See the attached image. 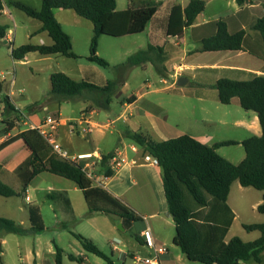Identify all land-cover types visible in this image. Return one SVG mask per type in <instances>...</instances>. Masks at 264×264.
I'll list each match as a JSON object with an SVG mask.
<instances>
[{
	"label": "trees",
	"instance_id": "16d2710c",
	"mask_svg": "<svg viewBox=\"0 0 264 264\" xmlns=\"http://www.w3.org/2000/svg\"><path fill=\"white\" fill-rule=\"evenodd\" d=\"M234 2L242 6L245 0H234ZM11 5L27 17L38 20L41 24L39 30L45 32L51 39L48 45L27 43L11 49L10 55L14 60L22 61L32 52H38L41 56L62 55L66 58H76L72 52L70 36L54 18V11L63 9L74 11L76 15L89 20L92 24L93 36L89 44V56L86 58L88 62L104 67L108 63L96 55L99 37L108 35L119 38L142 33L157 12L159 2L145 1L138 8L127 7L121 11L116 10L115 0H40L39 9L18 1L12 2ZM204 8V0H188L185 7L179 4L173 5L168 15L165 35L180 37L183 30L193 24ZM3 10L4 6L0 0V11ZM6 28V26L0 27V38H4ZM251 29L258 32L264 42V15L253 22ZM244 37V30L231 34L227 30L225 21L219 19L215 21V34L203 38L198 51H240ZM166 60V54L161 47L148 43L144 49L128 57L127 65L136 67L151 63L160 75ZM50 85L51 88L42 103L54 102L60 105L81 99L89 103L85 111L94 108L108 110L112 97L118 90L117 83L111 80L103 86H98L86 80H72L63 72L52 73ZM1 87L2 85H0V92ZM214 87L218 102L226 105L236 98L243 110L252 111L257 116L261 135L249 137L240 142L244 149V158L240 163L234 165L216 152L220 146L235 145L236 142L233 141H221L210 147L190 136L183 135L156 142L130 129L126 130L125 136L144 154L156 160L161 174L167 212L175 227L172 242L186 260L200 264H239L246 260L259 263L260 254L264 251V222L242 225L246 231L259 233L253 241L248 242L232 237L225 242L224 236L227 235L234 218L232 210L227 205V196L233 182L237 181L242 187H250L262 192L257 213L264 215V75L252 74L246 80L220 78L215 82ZM0 102L3 105L1 113L7 115V120L0 119V132L7 135L15 127L12 118L18 117L21 112L11 103L8 95L1 97ZM18 137L29 152L28 157L14 170L19 180L21 193L26 191L36 176L50 173L72 181L81 191L87 205V216L94 214L117 216L123 228L131 227L141 221L131 208L89 180L79 166L61 161L52 154L36 130L24 129ZM110 157L109 154L103 155L100 165L103 167ZM101 171L108 178L112 176L108 169L101 168ZM20 192L0 180V196L15 197ZM55 197L64 204L65 213L72 214L70 201L60 193L49 195L50 199ZM27 213L28 228H24L11 219L0 217V231L20 236L42 233L44 224L36 205L28 206ZM63 228L65 229L66 226ZM71 234L84 251L102 259L105 264H114L112 255H106L91 239L82 237L80 234ZM54 249V264H62L64 251L57 245H54ZM66 258L83 264L80 256L66 254Z\"/></svg>",
	"mask_w": 264,
	"mask_h": 264
},
{
	"label": "rangeland",
	"instance_id": "374dc122",
	"mask_svg": "<svg viewBox=\"0 0 264 264\" xmlns=\"http://www.w3.org/2000/svg\"><path fill=\"white\" fill-rule=\"evenodd\" d=\"M4 8L7 15L0 16V24H4L7 32V36H12L11 47L5 40L6 38H0V74H2L5 81L2 82L0 100L4 95H8L15 102V104L22 108L21 115L12 118L14 128L10 130L8 135H3L0 132V179H5L9 186L17 192H20L19 180L16 176H13L11 171L6 167L14 166L16 161L8 162L4 159H10L15 153L23 147L22 141L19 139L18 134L21 130L26 128L23 122L27 120L26 117L38 114L44 116L46 114H54L58 112L62 118L75 117L84 108V102L82 100H74L70 102L61 103L60 107L55 110L50 109V103H42L43 99L47 95L50 85V75L54 72H63L66 76L75 81L86 80L89 83H93L98 86H103L107 81L111 80L117 83L118 90L112 97V102L109 110L99 109L100 121L105 122L108 118L109 121L115 119L118 115L123 114L127 117L129 111L124 112V108L120 104V99L123 97H130L132 94H144L143 98L138 103V107L149 110L155 114V103H161L165 108H171V99L175 100L181 109L183 110V119L173 118L174 115H169V122L175 124L171 133L167 137H177L180 133H184L190 136H197L204 133L209 135L205 141L210 145L221 141H234L235 145H223L218 148V154L223 156L232 164H238L244 157V149L240 144V141L246 139L249 135L241 127H234L231 124L220 125L210 124L204 125L201 122L202 119L207 118L213 120L224 111L228 114V120H234L240 118L241 115L251 114L243 110L238 105L222 106L217 100L216 94L212 99L210 89H202L194 86L192 81L189 80L187 85H176L177 79L173 76L167 77L166 82L162 83L161 78L158 76L151 64L142 68L140 66L129 67L127 65V59L133 53L138 50L144 49L148 43L162 46L164 44L163 39L159 37L158 33L161 32V28L158 25L159 18H164L173 4H183L185 0H115L116 10L121 11L127 7H140L145 1L158 2L159 5L154 18L150 20L142 33L130 34L119 38H112V36L101 35L98 39L96 46V55L104 59L108 65L99 66L95 63L87 61L89 56V44L91 42L93 31L92 24L89 20L83 19L75 14L72 10H62L64 15L60 16L61 25L64 32L71 36L72 52L76 58H66L62 55H50L41 56L38 52H32L26 55V58L22 61L14 60L11 55V49H16L24 44H38L41 39L49 40L47 35L41 36L35 31L38 26L41 25L38 20L27 17L23 12L11 5L12 2H21L33 8L40 6V0H3ZM256 1V0H252ZM227 11L226 15H230L232 11L229 5H224ZM215 0H212L210 4H207L205 17L211 18L216 13ZM215 20L214 18H211ZM15 25V27L13 26ZM13 33V34H11ZM32 34L31 39H27V35ZM191 32H186L185 43H191ZM181 48V45L179 46ZM180 56V55H179ZM195 61L210 62L214 60V57L210 54H193ZM200 56V57H199ZM198 57V58H197ZM189 61V60H188ZM166 68H169L171 63H167ZM170 73V72H169ZM188 73V72H185ZM191 73V72H190ZM192 74V73H191ZM170 75V74H168ZM13 80V84L10 87V83ZM149 84V87H144ZM156 89L160 92L155 93ZM202 89V90H200ZM209 94L205 96L204 102H200L195 98L196 93L204 92ZM217 93V92H214ZM237 102V100H236ZM37 103V105H34ZM216 103H219V109L216 110ZM32 106V107H31ZM43 106L49 107L44 109ZM31 107V108H30ZM237 107V108H236ZM25 108V109H23ZM27 108H30L27 110ZM237 109V111H236ZM3 105L0 102V119L7 120V115H3L1 112ZM247 112V114H246ZM150 118L140 117L139 121L142 126L141 131H150ZM150 133V132H149ZM116 134L109 136L111 145L117 142ZM154 137V136H153ZM125 143H128V139H123ZM98 173L101 169L95 166ZM102 172V171H101ZM60 180L62 182H56ZM102 178V177H101ZM95 184V183H94ZM47 187H60L67 191L70 199L72 214L65 213L63 207L64 204L60 199L55 197L50 199V191ZM151 192V189L148 187ZM254 195L250 198L244 206L249 210L245 221L249 223H259L264 219V215L258 214L256 211L252 212L250 205L255 200V195H260L262 192L250 189ZM58 194L54 192L53 195ZM64 196L65 193L63 194ZM25 196H28L30 201H25ZM242 197L236 192L230 193L231 199L239 200ZM36 205L40 211V215L43 220L44 230L40 234H28L26 236H20L16 234L0 231V244L2 253L0 254V262L2 264H30L28 260L23 258V253L27 249H33L39 247L47 254V247L49 245L54 248L57 245L63 249L67 254H74L84 259V264H105V262L96 257L95 255L83 250L79 242L72 236L71 233L80 234L82 237L89 239L90 236L94 237L93 231L98 228L101 231L100 236L96 237L95 245L102 250L106 255H112L111 259L114 264H133L129 257L123 259V255L119 250H123L126 253L127 250H135L136 254L140 257H149V249L145 247L142 249L140 242L137 240L136 233L138 232L137 223L131 227L123 229L121 226V220L117 216H107L103 214H95L94 218H87V205L84 201L81 191L74 186L72 181L60 178L59 176L52 175L50 173H42L36 176L32 182L28 185L26 191L15 197H2L0 196V217L11 219L13 222L21 223L24 228L29 227L28 221V206ZM241 219H237L233 225L231 234L233 237L240 235L243 241H253L256 233L253 236H249L240 227ZM63 226H66L64 229ZM173 231L171 230V233ZM166 233V231H165ZM164 233V235H165ZM175 234V229H174ZM142 241V240H141ZM172 245V244H171ZM117 247V250L112 248ZM177 254H182L176 247ZM182 256V255H181ZM20 257L22 261H20ZM46 257V256H45ZM264 257V256H262ZM46 264H54L53 258L49 259L48 256L43 259ZM187 264H200L198 262L185 261ZM62 264H79L77 262L69 261L66 257L63 258ZM248 264H255L249 262ZM260 264H264V260Z\"/></svg>",
	"mask_w": 264,
	"mask_h": 264
},
{
	"label": "crops",
	"instance_id": "0c3cea01",
	"mask_svg": "<svg viewBox=\"0 0 264 264\" xmlns=\"http://www.w3.org/2000/svg\"><path fill=\"white\" fill-rule=\"evenodd\" d=\"M1 1L3 3V6H5L4 1L3 0ZM185 1H186L185 3L179 5L185 7L188 0ZM204 1H205L204 11L197 16V18L195 19V21H193V24L190 27L183 30L182 35L180 37L165 35L166 24L169 13L164 18L162 19L159 18L158 25L161 28V32L158 33V35L160 38L163 39L164 44H162V46L151 43L149 44L161 47L166 54L167 60L164 64V70L160 75H158L161 78L162 83L166 82V78L168 76L169 77L173 76L177 80L179 77H182V79H184L185 77L190 81H192V84L198 88H202V89L205 88L212 90L210 96L213 99L215 96L214 94H216L214 92H217L214 85L215 82L220 78H229L231 80H246L249 79L252 76V74L256 76L264 75V42H262L259 33L251 29V25L253 24V22H256L258 18L264 15V0H256V1L245 0V3L242 6L236 5L234 0H215V8H217V10L214 16L211 17L214 18L215 20L205 17L206 6L207 4H210L212 0H204ZM226 3L232 9V11H230V15L229 14L226 15L227 11L224 8V5H226ZM39 7L35 9H39ZM64 14L65 12L62 11L60 12L59 9H56L54 11V15H55L54 18L57 20V22L60 25H61L60 16ZM3 15H7L5 8L3 11H0V16ZM219 19H223L225 21L227 30L231 34L239 30L245 31V37L240 51H230V50H223L217 52L198 51L199 46L201 45L200 43L201 40L205 37L208 38L215 34V21ZM2 26L5 25L0 24V27ZM39 28L40 25L38 26L35 32L41 36H44L46 33L41 32ZM187 31L191 32L190 37L192 41L190 44L185 43V37ZM31 35L32 34L27 35V39H31L32 37ZM7 37H8L7 32L5 31L4 38ZM46 37H48V35ZM48 39L49 40L45 41L46 39L43 38L41 39V41L37 43L40 45H48L51 43L50 41L51 39L49 37ZM180 45L181 48H179ZM202 53L210 54L211 56L214 57V60L210 62L199 61V59L198 60L195 59V61H191V59H193L192 56L193 54L199 55ZM169 62L171 63L172 66L166 68L167 63ZM149 64L151 63H146L140 67L145 68ZM187 79L186 80L184 79L185 83L182 86L187 85L189 83V80ZM3 81H5V79L4 78L1 79L0 77V85H2ZM176 85H177V81H176ZM10 87H11V83H10ZM144 87H149V84H146ZM157 92L159 93L160 91L156 89L155 93ZM10 94L11 93H9L8 96L11 103L15 106L16 109H19L21 111L22 108L18 107L15 104V102L10 97ZM144 94H146V92H143L139 95L132 94L128 98L127 97L121 98L120 104L124 108V112L129 111L127 117H125L123 113L118 115L115 119L111 121H109L108 118H106L105 122L100 121L98 115L99 109L94 108L89 111H85V108H87L89 103H86L85 101L82 100L84 102V108L78 113V115L80 113H83L86 119L89 120L91 124L95 126L94 131L90 134L78 132L75 135L68 133H64V134L61 133L58 136V138L59 140H61V142L64 145H66L74 153H84V152L94 153L99 156L109 154L111 156L113 155L117 156L119 159L123 160L120 166L116 169V171L112 173V176L109 178L107 176L102 177L101 170L99 171V173L97 172L100 178L102 177L101 187L107 190V192L111 194L113 197L119 199L123 204L131 208V211L141 218V221L137 223L138 232L136 233V237L139 240L140 242L139 244L142 246V249H145V246L143 245V242L139 237V233L141 232L142 229L146 227L150 229L151 236L154 240L155 245L163 246L166 248L167 250L166 253L158 257V264H187V262H185L188 261L185 259L186 257L183 254H181L182 256L180 254H177V252L175 251V248L177 246L174 245L172 242L175 227L171 216L167 212V206L162 190L163 185H162L159 168L157 167L155 162L146 160V157H151V156L148 154H144L137 145L133 144L132 141L129 140L128 143H125L123 141V139H127L125 136V132L127 129H130L133 132L142 133L156 142L174 138V137H167V135L171 133V131L173 130V127L176 126L175 124L169 122V115L174 114L172 116L173 118L183 119L184 112L181 109L180 106L181 104L179 103V105H176L178 103L172 99L170 100L171 105H173L171 108H165L163 104L156 102L155 114L151 113L149 110L143 109L141 107L139 108L138 103L143 98ZM208 95L209 94L205 93L204 91L202 93H196L195 98H197V100H199L200 102H204L205 96ZM236 100H237L236 98H233L230 104H226V105L222 104V106H228V108L231 105L239 106V103L238 101L236 102ZM219 103H216L217 104L215 106L216 110L219 109ZM43 107L44 109L46 108L49 109V107L47 106H43ZM57 107L59 108L60 105H58L57 103H50V109L55 110V108ZM141 116L150 118L149 119L151 124L150 131H146V132L141 131L142 126L139 121V118ZM256 117H257L256 114L252 112L251 114H247L246 116L241 115L240 118H235L234 120L229 121L228 114L226 113V111H224L222 115H220L219 117L213 120L207 118V120L202 119L201 122L204 123V125L231 124L234 127H241L246 132H248V134H251L247 138L260 137L261 129ZM26 118L27 120L32 122H37V121L39 122L43 118V116H39L38 114H33L32 116H28ZM108 122H111V124L109 126H106L105 124ZM114 134L118 136L116 137L117 142L114 145H111L109 144L110 141L108 135L112 136ZM183 135H187V134L180 133L178 136H183ZM199 136L200 137L197 136L195 137L190 136V137L194 138L195 140L201 143H204V145L209 146V144L205 142L208 139L209 135H205L204 133H202ZM213 145H210V147ZM216 151L218 152V149H216ZM28 155L29 152L23 145V147L19 149V151L15 153L10 159L4 158L7 161L5 166H7L8 162L18 161L16 164H14V166H11V168L6 167V169L11 171L13 176H16L14 170L25 158L28 157ZM53 179L56 182L58 181L62 182L60 180H56V178ZM0 180L3 183L8 182L5 179H0ZM148 187L151 189V192L148 190ZM250 189H251L250 187H242L237 181L233 182L231 188L229 189V193L227 196V205L232 210V213L234 214V218L228 230L227 235L224 236L225 242H228L234 236L233 234H231V230L233 225L236 223L237 219L239 218L241 219L240 227L243 231H245L249 236H253L256 233L254 239H256L259 236L258 232H249L243 229L242 227L243 224H254L245 221V218L247 217V212L249 210H247L244 204H242L248 201V199L250 198L249 196L254 195V193H251L252 191H250ZM47 190L50 191V195H52L54 192H58L60 194L65 193L66 196L64 197L65 198L68 197L67 191L64 190L63 188L47 187ZM231 191L233 193L236 192V194H240L242 197H240L239 200L234 198L231 199L230 198ZM255 196L257 197H255L254 202H252V204L250 205L252 212L254 211L257 212V207L261 203L262 193L260 195L258 194ZM67 199L70 201L69 198ZM94 217L95 214L91 216H87V218L89 219ZM261 222H264V219H262L259 223ZM21 223L22 222H20L19 224ZM171 230L173 231L172 233ZM93 234L94 237L90 236L89 239H91L94 243H96L97 239L95 236L98 237L102 233L98 228H95ZM238 237H240V235ZM112 250H117V247L115 246L114 248H112ZM119 252L122 253L123 255L122 257L124 259L125 257L127 256L129 257V255L136 253L137 251L129 249L127 250L126 253H123V250H119ZM54 254H55V249L52 248L51 245L47 247V254L44 253V250H42L41 248L39 247L36 248L34 246L32 250L27 249L23 253V258L25 260H28L30 264H46L43 259L46 258L47 256L49 259H52ZM66 254L67 253L64 252L62 256V260L64 257H66ZM148 254L150 256V251ZM262 256H264V251H262L260 254L261 260L259 263H255L251 260L250 261L246 260L239 262V264H248L249 262L260 264L262 260H264V257ZM21 258L22 257H20V261H22ZM21 264L23 263L21 262ZM83 264H84V259H83Z\"/></svg>",
	"mask_w": 264,
	"mask_h": 264
},
{
	"label": "built area",
	"instance_id": "2783aa9c",
	"mask_svg": "<svg viewBox=\"0 0 264 264\" xmlns=\"http://www.w3.org/2000/svg\"><path fill=\"white\" fill-rule=\"evenodd\" d=\"M13 26L15 27L14 24ZM12 39V36L5 39L7 43L10 44V47ZM0 77L1 79H3L2 74ZM12 84L13 80L11 81V86ZM110 124L111 122H108L105 125L109 126ZM23 125L26 126V128L24 129L36 130L40 138L50 148L52 154L60 158L61 161L79 166L84 171L85 176L93 183H95L96 186L101 187L102 179L100 178L97 171H95V166L98 169H108L111 173H113L123 161L117 156L113 155L109 159H107V161H105L102 167L100 165L102 156L85 152L74 153L66 145H64L61 140H59L58 136L61 133L75 135L78 132L90 134L94 131L95 126L86 119L83 113H80L77 117H70L68 119L62 118L59 113L47 114L43 116V118L39 122L26 120L23 122ZM146 160H150L156 163V160L153 157H146ZM102 173L103 172H101V176L105 177V175ZM25 201H30L28 196H25ZM139 237L141 238L143 245L150 250V256L140 257V255L133 253L129 255V259L133 264H158V257L166 253V248L163 246L155 245L154 240L151 236V231L148 227L141 230V232L139 233Z\"/></svg>",
	"mask_w": 264,
	"mask_h": 264
},
{
	"label": "water",
	"instance_id": "95a60500",
	"mask_svg": "<svg viewBox=\"0 0 264 264\" xmlns=\"http://www.w3.org/2000/svg\"><path fill=\"white\" fill-rule=\"evenodd\" d=\"M185 83V80L182 79V77H179L177 80V85H183Z\"/></svg>",
	"mask_w": 264,
	"mask_h": 264
}]
</instances>
